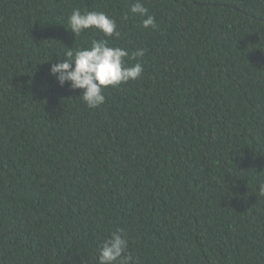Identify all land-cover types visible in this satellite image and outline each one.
Wrapping results in <instances>:
<instances>
[{"label": "trees", "instance_id": "16d2710c", "mask_svg": "<svg viewBox=\"0 0 264 264\" xmlns=\"http://www.w3.org/2000/svg\"><path fill=\"white\" fill-rule=\"evenodd\" d=\"M134 2L0 0V264H98L117 229L132 264H264V0ZM102 39L143 73L92 109L50 68Z\"/></svg>", "mask_w": 264, "mask_h": 264}, {"label": "clouds", "instance_id": "9594fccd", "mask_svg": "<svg viewBox=\"0 0 264 264\" xmlns=\"http://www.w3.org/2000/svg\"><path fill=\"white\" fill-rule=\"evenodd\" d=\"M132 13L142 17V27L157 28L154 15L148 14V9L142 0H135L131 7ZM127 17L125 16L124 19ZM68 29L75 36H79L87 29H98L105 37L120 38L117 22L107 13L96 11H81L74 9L68 17ZM145 51L138 49L131 54V59L137 62L128 65L126 57L129 52L119 46H110L107 39L93 40L90 47H67L64 58L51 65L50 73L56 77L58 83L64 86L70 84L72 89L82 90L79 96L89 108L95 109L105 103L103 94L108 87H116L122 83L139 79L143 73V65L138 58L143 57ZM264 193V182L258 189ZM129 240L123 229H117L103 243L99 250L98 264H132L133 257L128 252Z\"/></svg>", "mask_w": 264, "mask_h": 264}]
</instances>
